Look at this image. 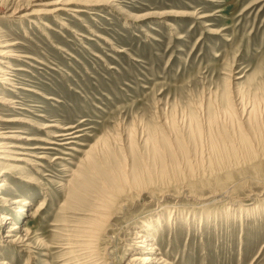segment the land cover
Returning a JSON list of instances; mask_svg holds the SVG:
<instances>
[{
    "label": "rangeland",
    "instance_id": "1",
    "mask_svg": "<svg viewBox=\"0 0 264 264\" xmlns=\"http://www.w3.org/2000/svg\"><path fill=\"white\" fill-rule=\"evenodd\" d=\"M59 1L0 0V264H264V0ZM115 161L151 180L93 235Z\"/></svg>",
    "mask_w": 264,
    "mask_h": 264
},
{
    "label": "bare ground",
    "instance_id": "2",
    "mask_svg": "<svg viewBox=\"0 0 264 264\" xmlns=\"http://www.w3.org/2000/svg\"><path fill=\"white\" fill-rule=\"evenodd\" d=\"M71 4V3H70ZM104 4V3H103ZM53 5H69L66 3V0H61L59 2H55ZM63 10L61 7H58L57 9H54V10H51V11H42V12H39L38 14H47V13H53V12H56V11H61ZM71 11H74V12H77V11H80L79 9H71ZM16 12V10H14V13ZM33 14H36L35 12H31L29 15H33ZM186 16V15H185ZM0 55H5V53H1ZM2 80H0L1 82H5L6 85H12L10 82H6V81H9L7 78H4L2 77L1 78ZM5 80V81H3ZM0 103H3L5 105H8L12 107H16V106H13L14 104L12 102H9V101H3L1 98H0ZM16 108H21V107H16ZM70 129L72 128H67V130L69 131ZM65 132V131H64ZM76 132L75 131H70V132H67V133H61V134H58V135H54V134H49L53 139L52 140H48L47 142L50 144V145H53V146H59V145H65V144H58L56 141H67L70 139H73V135L75 134ZM1 138H6L4 136H0ZM15 139V138H14ZM60 139V140H58ZM69 142H67L68 144ZM225 143V142H224ZM241 143H242V147H244V149L246 148L247 149V143L245 141V139H241ZM239 144V143H238ZM241 146V145H240ZM8 149H12V148H17L18 149H22L21 146L19 145H7L6 146ZM218 148V147H217ZM31 149V148H30ZM34 149V148H32ZM38 149H54L53 147H41V148H38ZM230 149V148H229ZM228 151V150H227ZM244 151V150H243ZM247 151V150H246ZM223 152V151H222ZM225 152V151H224ZM229 152V151H228ZM227 152V153H228ZM230 152L232 153V151L230 150ZM229 152V153H230ZM248 152V151H247ZM7 153V152H6ZM156 153V152H155ZM160 153V152H159ZM234 153V152H233ZM232 153V154H233ZM245 153V152H244ZM168 154V153H167ZM15 155H22V154H15ZM170 155V154H169ZM106 156V154H105ZM118 157V156H117ZM219 157V156H218ZM243 157V156H242ZM155 158V162L157 163H162V158L163 157H159V155H156L154 156ZM170 158V157H169ZM3 159V158H2ZM110 158H108L107 160H109ZM112 159V158H111ZM114 159V158H113ZM221 159V158H220ZM5 161H23L22 159L20 158H17V159H13V158H5L3 159ZM173 160V159H172ZM89 161V160H88ZM137 161V160H136ZM116 162V161H115ZM141 162V160H140ZM139 163V161H138ZM164 163V162H163ZM173 163V162H172ZM96 164V162H95ZM171 164V163H170ZM175 164V163H174ZM98 165V164H97ZM96 165V166H97ZM104 165V164H103ZM125 165V164H124ZM106 166V165H105ZM162 166V165H161ZM172 172L175 171V165H172ZM95 167V166H94ZM133 169L134 170H129L127 169V167H124L123 164L119 162V165H118V161L115 163L114 166H111L110 168H105L104 171H101L100 172V176L96 175V177L98 176L99 180H101V190H102V194H104V196H95L91 198L90 200V203L88 205V208L87 210H84L86 211V216H87V219L84 220L82 222V225L81 228L83 229V231H87V232H90L91 234L94 235V233L98 232V227L99 226H102V224H104L106 222V219H109L108 217H105L106 214L108 213V211L110 210V208L113 206V205H117V203L119 202L118 200L128 191V190H131V189H134V188H138L140 186H144L146 185L145 181H149L150 177H151V172H150V169L149 166H140L139 164H134L133 166ZM98 170V169H97ZM100 170V169H99ZM102 170V169H101ZM168 170V168H167ZM170 170V169H169ZM152 171V169H151ZM169 173V171H166V167L162 166L159 170V174L161 176H165L166 173ZM189 172V171H188ZM176 173V172H175ZM99 174V173H98ZM174 174V173H173ZM168 175V174H167ZM172 175V174H171ZM169 176V175H168ZM167 176H165L166 178ZM158 179V178H157ZM162 179V177H161ZM151 180V179H150ZM153 180V179H152ZM76 184V183H75ZM82 184V183H81ZM79 184V185H81ZM77 185V184H76ZM75 188L73 189V187L71 189V192L69 193V197L72 198L70 199V202H72V200L75 199V201L78 199V194H76V190L79 189L80 187ZM83 185V184H82ZM85 185V184H84ZM5 187V184L3 182L0 183V188H3ZM82 187V186H81ZM145 187V186H144ZM75 191V192H74ZM130 192V191H129ZM78 193V192H77ZM143 193V192H142ZM100 194V195H102ZM223 194V193H222ZM81 196V195H80ZM79 196V198H81ZM253 196V195H252ZM76 197V198H75ZM215 197V195H214ZM123 198V197H122ZM221 198H223V196H220V201H221ZM82 199V198H81ZM84 199V198H83ZM218 199V201H219ZM0 201H3V198L0 197ZM81 200H77V204L78 206L77 207H72L70 204L67 205V208L72 210H76V209H80L82 208L81 205L82 204H79L81 203L80 202ZM7 202V201H5ZM79 202V203H78ZM213 202H217L216 198L213 200ZM212 202V203H213ZM8 203V202H7ZM14 203V202H12ZM73 204V203H72ZM75 206V205H74ZM84 207V206H83ZM41 209V208H40ZM84 209V208H83ZM86 209V208H85ZM83 211V212H84ZM76 214V213H75ZM9 220H11L8 216L6 215H1L0 214V223L1 224H6ZM68 226H66L67 228ZM70 227V226H69ZM17 228H14V229H11L12 231H16ZM100 230V229H99ZM63 231H67L66 229H64ZM89 233V236H88V239L86 240L85 238V241H80L78 244H77V247H80V248H85V247H90L91 244H93L94 242V238L91 237ZM132 234L134 235V237L132 238L133 241H134V244L135 245H138L140 248L143 249V246H148V249H147V254L144 255V257L140 258L138 256H135L132 258V261L134 262L133 264H169L168 261H166L162 256H159L160 253H158L157 251H159V249L156 247L155 244H151L150 242H153L154 239L152 237H149V236H145V235H142L141 233H135L134 231L132 232ZM68 235V234H66ZM97 236V235H96ZM26 237V236H25ZM68 237V236H67ZM96 238V237H95ZM18 243H22L24 238L22 239V241L20 242V239H18ZM16 242L15 240L13 241V243ZM24 243V242H23ZM28 246V245H27ZM65 247V246H64ZM70 248L73 249L74 246L72 244H67L66 248H63L64 250L65 249H68V251H70ZM75 249V248H74ZM68 254H71V252H68ZM132 263V262H131ZM1 264H7L6 262H2Z\"/></svg>",
    "mask_w": 264,
    "mask_h": 264
}]
</instances>
